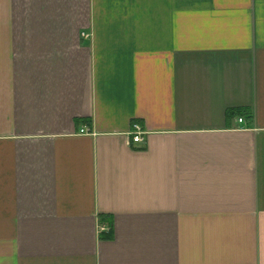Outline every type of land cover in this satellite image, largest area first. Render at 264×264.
<instances>
[{
  "label": "crops",
  "instance_id": "1",
  "mask_svg": "<svg viewBox=\"0 0 264 264\" xmlns=\"http://www.w3.org/2000/svg\"><path fill=\"white\" fill-rule=\"evenodd\" d=\"M0 264H264V0H0Z\"/></svg>",
  "mask_w": 264,
  "mask_h": 264
},
{
  "label": "built area",
  "instance_id": "2",
  "mask_svg": "<svg viewBox=\"0 0 264 264\" xmlns=\"http://www.w3.org/2000/svg\"><path fill=\"white\" fill-rule=\"evenodd\" d=\"M239 122H242V120L239 119ZM87 133H89L87 130H80V134ZM144 135L145 133L142 129L137 124H133L131 130L128 132L129 142L132 144H142L144 142Z\"/></svg>",
  "mask_w": 264,
  "mask_h": 264
},
{
  "label": "trees",
  "instance_id": "3",
  "mask_svg": "<svg viewBox=\"0 0 264 264\" xmlns=\"http://www.w3.org/2000/svg\"><path fill=\"white\" fill-rule=\"evenodd\" d=\"M246 115H250L248 112H244ZM239 116L241 117L242 116V110L241 109H232V110H229L227 112V118L230 117V116ZM111 222H109V230L106 231V232H103L102 234H100V237L101 239H110L111 236H112V226L110 224Z\"/></svg>",
  "mask_w": 264,
  "mask_h": 264
}]
</instances>
